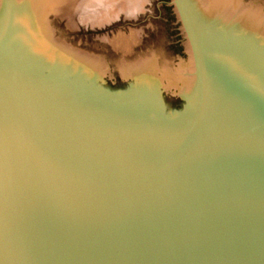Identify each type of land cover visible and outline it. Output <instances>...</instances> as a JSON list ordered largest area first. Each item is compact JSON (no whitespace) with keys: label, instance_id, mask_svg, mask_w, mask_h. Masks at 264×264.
I'll use <instances>...</instances> for the list:
<instances>
[{"label":"water","instance_id":"water-1","mask_svg":"<svg viewBox=\"0 0 264 264\" xmlns=\"http://www.w3.org/2000/svg\"><path fill=\"white\" fill-rule=\"evenodd\" d=\"M53 4L0 0V264H264V1L172 0L190 99L102 87Z\"/></svg>","mask_w":264,"mask_h":264},{"label":"rangeland","instance_id":"rangeland-1","mask_svg":"<svg viewBox=\"0 0 264 264\" xmlns=\"http://www.w3.org/2000/svg\"><path fill=\"white\" fill-rule=\"evenodd\" d=\"M171 2L54 0L45 14V22L50 25L54 40L79 54L99 60L103 65L100 85L118 91L120 88L115 84L121 83L119 70L159 62L165 73L173 77L181 64L193 61L191 55L185 53L188 39ZM135 36L139 37L138 43H134L129 52H112L110 45L114 40ZM192 64L191 74L195 83L194 61ZM183 104L180 113L184 112ZM177 110L168 107V113L173 114Z\"/></svg>","mask_w":264,"mask_h":264},{"label":"bare ground","instance_id":"bare-ground-1","mask_svg":"<svg viewBox=\"0 0 264 264\" xmlns=\"http://www.w3.org/2000/svg\"><path fill=\"white\" fill-rule=\"evenodd\" d=\"M138 38L139 37L137 36H135L132 39L115 38L116 40H114L111 44L115 50L127 53L129 52L130 48L134 45V43L138 41ZM163 69L164 68L161 67L159 62L157 63L147 62V63H142L138 66H134V67L132 66V68L128 67L126 70H122L120 72L125 76H133L140 79L141 76H143L144 74V76H146V78H144L146 80L145 82L148 83L149 85H152L153 88L154 86L167 82L169 88L172 87L180 88V92L185 97L190 99L193 94L194 84H195L193 80V76L191 74L193 70L192 62L187 64H181L178 71L177 70L175 71L173 77H170L168 74H166Z\"/></svg>","mask_w":264,"mask_h":264}]
</instances>
